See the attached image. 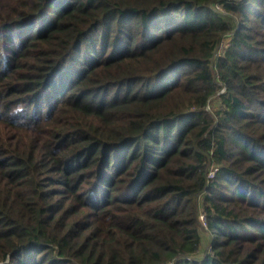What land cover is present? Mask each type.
I'll return each instance as SVG.
<instances>
[{
    "label": "trees",
    "instance_id": "1",
    "mask_svg": "<svg viewBox=\"0 0 264 264\" xmlns=\"http://www.w3.org/2000/svg\"><path fill=\"white\" fill-rule=\"evenodd\" d=\"M0 264H264V0H0Z\"/></svg>",
    "mask_w": 264,
    "mask_h": 264
},
{
    "label": "built area",
    "instance_id": "2",
    "mask_svg": "<svg viewBox=\"0 0 264 264\" xmlns=\"http://www.w3.org/2000/svg\"><path fill=\"white\" fill-rule=\"evenodd\" d=\"M225 47H226V45H225V43L223 41L222 44H221V49L219 50V52L221 53ZM217 171H218L217 167H212V169L209 172V177L213 178L216 175ZM200 218L203 221V224L207 225L205 212L201 213Z\"/></svg>",
    "mask_w": 264,
    "mask_h": 264
},
{
    "label": "rangeland",
    "instance_id": "3",
    "mask_svg": "<svg viewBox=\"0 0 264 264\" xmlns=\"http://www.w3.org/2000/svg\"><path fill=\"white\" fill-rule=\"evenodd\" d=\"M227 41L228 40H224V43H225V45H227ZM221 91H224V88L223 89H221ZM214 106V101L213 102H211V104H210V106L209 107H213Z\"/></svg>",
    "mask_w": 264,
    "mask_h": 264
}]
</instances>
